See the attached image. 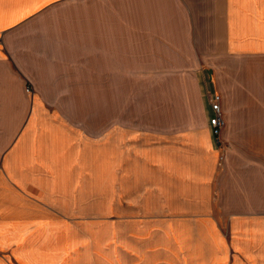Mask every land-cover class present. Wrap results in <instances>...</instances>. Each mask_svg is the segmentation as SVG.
Here are the masks:
<instances>
[{"label":"crops","instance_id":"1","mask_svg":"<svg viewBox=\"0 0 264 264\" xmlns=\"http://www.w3.org/2000/svg\"><path fill=\"white\" fill-rule=\"evenodd\" d=\"M0 264H264V0H0Z\"/></svg>","mask_w":264,"mask_h":264},{"label":"rangeland","instance_id":"2","mask_svg":"<svg viewBox=\"0 0 264 264\" xmlns=\"http://www.w3.org/2000/svg\"><path fill=\"white\" fill-rule=\"evenodd\" d=\"M73 113V112H71ZM125 114V111H119V115ZM79 116L86 119L87 122L92 121L93 120V110H92V103L91 104H87V108L84 112H79ZM88 124V123H87ZM101 198H102V219H101V223L102 226H108V219H109V198H110V191L109 189H106L105 186L103 185V189L101 191Z\"/></svg>","mask_w":264,"mask_h":264},{"label":"built area","instance_id":"3","mask_svg":"<svg viewBox=\"0 0 264 264\" xmlns=\"http://www.w3.org/2000/svg\"><path fill=\"white\" fill-rule=\"evenodd\" d=\"M218 103H219L218 96H214L208 99L209 108L213 113L212 118H210L208 121V125L211 128V132L213 134V137L215 138V143L217 145L219 144L217 136L221 128L220 110Z\"/></svg>","mask_w":264,"mask_h":264}]
</instances>
